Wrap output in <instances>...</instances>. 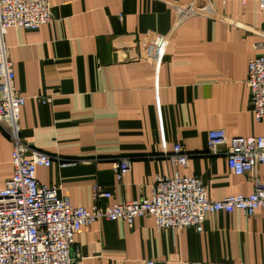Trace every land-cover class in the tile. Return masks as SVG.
Segmentation results:
<instances>
[{"label": "crops", "instance_id": "obj_1", "mask_svg": "<svg viewBox=\"0 0 264 264\" xmlns=\"http://www.w3.org/2000/svg\"><path fill=\"white\" fill-rule=\"evenodd\" d=\"M54 21L10 28L6 43L21 110L22 137L38 150L82 163L38 168L74 207L91 209L151 198L168 156L189 153L183 176L199 177L211 200L250 195L253 180L207 152L211 130L229 138L264 136L249 106L248 64L260 53L258 0H50ZM39 97L52 98L42 104ZM12 140L0 138V191L12 178ZM132 160L118 181L113 162ZM264 183V165L257 167ZM101 185L111 197L92 198ZM78 264H264V210L208 213L203 231H158L151 216L102 221L75 236Z\"/></svg>", "mask_w": 264, "mask_h": 264}, {"label": "built area", "instance_id": "obj_2", "mask_svg": "<svg viewBox=\"0 0 264 264\" xmlns=\"http://www.w3.org/2000/svg\"><path fill=\"white\" fill-rule=\"evenodd\" d=\"M264 13V0H258ZM54 21L50 0H0V138L6 134L13 143V176L0 191V264H78L80 254H73L75 236L83 227L102 221H123L132 227L137 218L151 216L158 231L178 232L185 229L203 231L208 213L241 211L254 217L264 210V183L257 167L264 165V136L229 138L223 129L207 136V152L224 154L228 166L237 176L248 175L255 190L250 195L234 194L211 200L203 181L183 176L178 168H187L189 153L176 145L168 156L176 168L172 177L158 176L151 198L109 205L104 209L74 207L67 196H59L58 186H47L37 179L38 168H49L57 160L60 169L74 167L81 160L62 159L44 153L22 137L21 110L26 97L17 89L14 64L6 35L10 28L36 30ZM260 53L248 64L249 106L257 121H264V40L256 44ZM42 104L52 98L39 97ZM132 160L113 162L118 181L131 170ZM99 184L92 186L95 203L110 198ZM145 264H155L146 261Z\"/></svg>", "mask_w": 264, "mask_h": 264}]
</instances>
